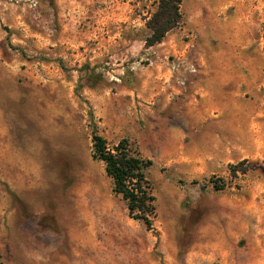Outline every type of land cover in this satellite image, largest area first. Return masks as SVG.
<instances>
[{"label": "rangeland", "instance_id": "374dc122", "mask_svg": "<svg viewBox=\"0 0 264 264\" xmlns=\"http://www.w3.org/2000/svg\"><path fill=\"white\" fill-rule=\"evenodd\" d=\"M156 6L0 0L1 263L264 264V0H182L147 46ZM225 52L227 98L198 65ZM93 126L151 160V228Z\"/></svg>", "mask_w": 264, "mask_h": 264}, {"label": "trees", "instance_id": "16d2710c", "mask_svg": "<svg viewBox=\"0 0 264 264\" xmlns=\"http://www.w3.org/2000/svg\"><path fill=\"white\" fill-rule=\"evenodd\" d=\"M181 1L157 0L156 9L146 21L149 29V34L145 37L147 46L161 41L170 29L180 23ZM91 142L93 157L103 162L106 174L112 179L113 192L124 199L129 216L142 221L147 229L151 228L155 205L152 186L145 174L151 160L143 158L126 138L108 145L94 126L91 130ZM214 186L222 188L223 184L215 183Z\"/></svg>", "mask_w": 264, "mask_h": 264}, {"label": "crops", "instance_id": "0c3cea01", "mask_svg": "<svg viewBox=\"0 0 264 264\" xmlns=\"http://www.w3.org/2000/svg\"><path fill=\"white\" fill-rule=\"evenodd\" d=\"M226 50V49H225ZM224 57L221 58H200L198 59L199 72L203 73L204 81L210 86L213 82H216V87L219 89H211V92H218L221 97L227 98L229 96L228 91L231 89L233 84V76L237 71L233 68L231 59L227 58V53H221ZM201 66V67H200ZM230 87V89H228Z\"/></svg>", "mask_w": 264, "mask_h": 264}, {"label": "built area", "instance_id": "2783aa9c", "mask_svg": "<svg viewBox=\"0 0 264 264\" xmlns=\"http://www.w3.org/2000/svg\"><path fill=\"white\" fill-rule=\"evenodd\" d=\"M194 70H195V67L191 66L190 71H194Z\"/></svg>", "mask_w": 264, "mask_h": 264}, {"label": "bare ground", "instance_id": "6f19581e", "mask_svg": "<svg viewBox=\"0 0 264 264\" xmlns=\"http://www.w3.org/2000/svg\"><path fill=\"white\" fill-rule=\"evenodd\" d=\"M90 227V226H89Z\"/></svg>", "mask_w": 264, "mask_h": 264}]
</instances>
